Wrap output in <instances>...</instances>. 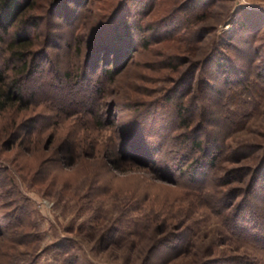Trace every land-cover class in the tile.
<instances>
[{"label": "rangeland", "instance_id": "374dc122", "mask_svg": "<svg viewBox=\"0 0 264 264\" xmlns=\"http://www.w3.org/2000/svg\"><path fill=\"white\" fill-rule=\"evenodd\" d=\"M54 1L28 0L0 42L2 59L10 39L32 41L27 107L0 112V264H264L230 228L236 210L264 219V179L245 194L264 164V0ZM118 2L139 31L132 52L99 54L84 80ZM98 87L93 113L57 112V97Z\"/></svg>", "mask_w": 264, "mask_h": 264}, {"label": "trees", "instance_id": "16d2710c", "mask_svg": "<svg viewBox=\"0 0 264 264\" xmlns=\"http://www.w3.org/2000/svg\"><path fill=\"white\" fill-rule=\"evenodd\" d=\"M65 1L66 0H55L53 3V7L57 5H61L58 9L60 11L63 7H65L64 5ZM27 2L28 0H0V42L3 40V36L5 34H8V30L12 26L20 22L21 25L24 24V21H22L20 16L25 10ZM124 7H125L124 2H120V3L118 2L117 4H115V6L111 9V12L109 13V16L104 17V19L107 21L105 22L104 20V22L100 24L98 29L95 30L93 29L94 33L92 34L89 40V45L87 46L88 52L86 54L87 61L85 62L86 64L85 69H83L84 72L82 71L80 75L81 77L83 75L84 80H85L84 76L88 72L87 66L93 67L95 69L96 65L99 64L98 62L99 60L97 59L99 57V54L101 55L104 54L105 57L104 60H105L106 58L111 59L110 58L111 56L118 58L119 54L124 51H127V53L128 51L132 52L131 46L133 47V41L131 39V35L132 33L136 34L139 31L137 29L136 23L133 24V21L132 22L130 21L128 16H126L127 13L124 14L125 10H128L127 8ZM109 26L111 30L107 35L104 36V29H107ZM16 33L18 34V32ZM74 36L72 34V39H73L72 41L76 42L78 38H75ZM143 45L147 46V43H144ZM31 46H32V41L28 36L18 35L15 36L13 39H10L3 48L5 52V56H3L2 59H0V112L5 111L8 108L12 107L14 103H19V106L22 104L25 105L27 103L28 98H26L24 94V83L26 81L25 78L26 72L28 71V68H30V66L32 65ZM108 55L110 57H108ZM222 60L224 59L223 58L219 59V61H217V65L223 68L228 67L229 65L227 63L229 62H225ZM38 67L39 65L36 63L32 71H35L37 73ZM116 69L117 66L115 65L113 70L111 71L112 73L108 75L112 76L113 74H116L115 73ZM106 75L107 74H105V76ZM56 78H57L56 80L57 84L61 83L64 87L66 85L70 87L67 83L68 79L66 78V75H63L61 80L59 76H56ZM69 80L71 81V79ZM70 88L72 89V87ZM44 92L46 91L44 90ZM49 92L47 94H49ZM100 92H101V87H98L97 89H94L92 96H89V98L87 97L85 100H80V101H77L76 99L74 100L69 99L65 101L63 97H57L55 99L56 107L58 108L57 112H59L60 115H64V116L72 115L73 113L76 114L78 112H86V114L87 113L90 114L93 108L95 107V105L97 104L96 100H98V94H100ZM35 95L36 94L34 93L31 94L29 93L27 97L31 99V97H34ZM47 100L50 101L53 99H51L50 96H47ZM64 101L68 103L65 104ZM26 105L20 106V108L27 107ZM182 112H184V109H182L180 106L178 108L177 116H179L183 122L185 121V118ZM93 117H95L94 114ZM140 129L141 128H139V131ZM194 149L200 150V145L198 141L196 142V144H194ZM202 152L204 158L210 153L209 150L207 151L205 150V148H203ZM134 161H136L135 158ZM193 164L196 168H195V172L193 171L191 172L190 178L192 180L195 179L203 182L205 181L206 176L203 175L204 178L199 179L200 176L198 177L197 175H195V173L198 172L200 167H202L203 165L210 168L214 167L215 158L211 157L205 162H201L200 159H195L193 161ZM233 171L237 172L238 170H233ZM253 172H257V173H255V175L251 177L249 186L245 188L246 190L245 194L247 195L246 198H248L252 192L254 194L256 193V191L261 192L263 188V185H260L261 184L260 180L264 179V164H261V166L256 170H254ZM237 177L241 178L242 173L241 174L239 173ZM225 183H228V181H226ZM235 197H237V195ZM252 218L253 217H250L247 220L245 214L244 215L241 214V210L239 211L236 210L235 212H233V215L231 217L232 221L234 222V227L230 226V228L232 230L239 231L240 234L245 235L246 233L247 237L251 241L258 243L259 245H261L262 248H264V219H262V222L259 223L257 221H253ZM239 223L242 226H239L240 225ZM247 225L251 230H253V232L248 229Z\"/></svg>", "mask_w": 264, "mask_h": 264}]
</instances>
